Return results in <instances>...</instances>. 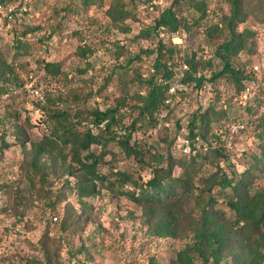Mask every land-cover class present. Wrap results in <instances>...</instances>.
I'll return each instance as SVG.
<instances>
[{
  "label": "rangeland",
  "instance_id": "obj_1",
  "mask_svg": "<svg viewBox=\"0 0 264 264\" xmlns=\"http://www.w3.org/2000/svg\"><path fill=\"white\" fill-rule=\"evenodd\" d=\"M195 1L141 2L134 7L133 17L113 22L107 11L117 3H126L130 8L128 0H0L1 5H16L14 16L19 25H42L27 33L28 46L19 57L12 82L0 81V85L7 89L6 92L0 91V264H175L177 252L193 237V232L192 225H189L178 237L161 233L157 224L169 212L166 201L137 202L125 194L112 192L79 171V165L72 164L69 148L64 150L66 161L44 155L39 163L44 173L34 170L28 151L32 141L49 134L54 125L48 109L74 110L79 107L84 121L92 122V114L97 108L117 104L126 77L120 67H124L126 61L117 56L118 45L124 46L128 54H141L142 48L154 47L159 37L167 45H177L182 49L179 53L182 55L188 44L207 43L204 33L197 34L195 29L191 39L187 34L188 39L185 38L184 29L168 31L163 27L159 28L156 38L136 37L141 29L153 25L156 16L172 4L180 12L181 22L184 17H198L193 6ZM207 1L208 23L220 22L223 16L231 14L230 5L225 0L216 13L213 7L217 0ZM248 1L250 9L247 8L245 24L255 29L256 35L247 38L240 62L249 70L257 71L259 85L254 86L248 97L250 104L257 103L261 107L254 113V110L233 102V118L227 123L225 137L218 131L228 146L229 159L223 164L236 172L249 166L253 154L258 151L253 137L259 136L264 128V24L254 9L257 0ZM6 29L4 27V36L0 37V50L7 51L11 60L13 51L7 49L12 44L14 30L8 32ZM177 33L183 35L182 44ZM82 48L91 50L82 52ZM42 58L58 63L64 72L46 73L42 69ZM153 60L154 56L142 54V60L135 61L134 65L139 66L143 75H150L149 64ZM256 65L258 70L254 68ZM77 66L90 67L85 73H77ZM68 73L73 75L72 79L66 76ZM73 93L81 94L82 99L75 101ZM59 97L66 101L53 103ZM209 97L206 92L193 96L191 101L181 100L178 114L184 116L199 106H206ZM135 102L139 103L129 101L130 104ZM238 123H244L245 128H239ZM61 130L59 126L55 133ZM168 130L166 126L155 130L148 121L143 126L145 139L155 144V149L147 154V162L127 156L115 143L106 148L93 145V152L101 156L98 168L104 173H109L111 167L128 170L135 178L151 174L154 166L167 164L164 160L160 163L155 160L159 152L166 151L160 139ZM2 139L5 144L1 143ZM175 145L173 155L177 160L181 154L187 153H180L181 149ZM212 154V151L208 153L209 159ZM214 161L203 162L200 173L206 176L215 170ZM173 172L178 176L183 169L175 165ZM93 184H96L95 193L83 195L80 187L91 188ZM203 189V184L197 182L192 187V196L181 198L180 211L188 214L192 223L200 220L201 199L197 197ZM252 190H264V172L255 179ZM203 191L206 199L210 196L219 199L213 210L220 220L229 222L235 218V212L216 189ZM55 214L57 221L53 217ZM65 216L68 223L64 228L62 220ZM196 262L203 264L200 258ZM209 264L216 263L210 260ZM218 264H230V258L225 256Z\"/></svg>",
  "mask_w": 264,
  "mask_h": 264
},
{
  "label": "trees",
  "instance_id": "obj_2",
  "mask_svg": "<svg viewBox=\"0 0 264 264\" xmlns=\"http://www.w3.org/2000/svg\"><path fill=\"white\" fill-rule=\"evenodd\" d=\"M128 1L130 8L126 3H117L107 11L108 17L113 22H123L133 17L134 7L137 4L150 3L153 0ZM225 1L230 5L231 14L223 16L220 22L211 24L206 19L209 15L207 0H196L193 6L199 16H192L190 19L184 17L182 22L175 4L164 8L154 19L153 25L141 29L136 34L137 38L148 39L152 36L156 38L161 27L168 31L181 28L186 31L185 38L188 35L190 39L194 29L197 34L203 32L207 43L196 42L195 46L188 44L187 50L182 55L179 54L182 49L177 45H167L159 37L154 47L142 48L141 54H128L124 46L118 45L116 53L118 57L125 58L126 64L120 67L126 77L117 104L105 109L97 108L92 114V122L84 121L85 118L79 107L74 110L48 109V115L54 121V125L49 134L32 141L31 149L28 151L34 170L44 173L39 166L41 158L48 154L66 161L64 150L69 148L72 164L79 165V171L112 192L125 194L137 202L166 201L169 212L157 224L162 234L178 237L183 230L192 225L193 237L177 252L175 264H198L196 262L198 258L203 264H209L210 260L218 264L225 256L230 258V264H264V190H252L255 179L264 172V128L259 136L253 137L258 151L253 154L249 166L240 172L223 164L229 159L228 146L227 140L220 138V135L225 137L229 125L227 123L233 118V102L242 104L247 110H254V113L261 107L257 103L250 104L249 98L246 101L237 98L248 83L253 82L255 86L258 84L257 71H253L252 68L249 70L246 64L240 62L246 40L254 37L256 30L245 24L250 1ZM221 2L222 0L216 1L213 12L216 13L221 9ZM254 9L257 18L264 24V0H257ZM15 18L16 16H13L5 20L6 31L10 32L13 29L14 35L12 44L7 49L9 52L13 51L11 60L6 54L7 51L0 50V81L4 83L12 82V77H15L13 74L19 57L28 46L25 38L27 33L42 26L19 25ZM202 26L205 28L201 29ZM2 36L4 32H0V37ZM88 49L91 50V48H82V52ZM142 54L154 56L153 62L149 64L150 75H143L139 66L134 65L135 61L142 60ZM41 63L46 73L53 75L64 72L58 63L50 62L45 58H42ZM184 63L188 65V69H183ZM89 67L77 66L75 71L85 73ZM66 76L70 79L73 77L71 73ZM174 80L184 81L195 87L207 84L208 87L204 88L203 93L208 92L210 97L206 106H199L184 116L177 112L179 102L184 99L191 101L193 96L198 97L199 94L190 98L182 95L174 106H168L169 117L173 118V124L160 139L166 146L164 152L166 156L159 152L155 160L156 163L164 160L167 164L156 165L152 168L151 174L139 175L138 178L128 170L114 167H111L109 173L102 172L98 168L101 156L96 155L92 149L95 144L106 148L111 143H115L127 156L137 158L141 162L148 161L147 154L155 149V144L147 142L142 134L145 133L143 126L148 121L152 128L160 130L157 128L154 115L166 107L168 90L166 82ZM144 88L146 91H140ZM0 91L6 92L7 89L4 85H0ZM73 96L75 101L82 99L79 93H73ZM54 100L53 103L66 101L62 97ZM131 100H137L140 104H136L137 102L130 104ZM59 126L62 130L56 134ZM183 126L187 128L193 140L199 137L200 141L209 143V148L202 150L193 147L189 153L181 154L182 157L175 160L173 155V150L176 148L175 139ZM1 143L6 142L2 139ZM211 151L213 152L211 159L215 160L216 168L205 176L199 169L203 162L212 161L208 158V153ZM175 165L183 169L178 176L173 172ZM197 182L203 184V190L216 189V193L224 196L227 205L235 212L232 221L219 219L213 210L219 199L215 196L206 199L203 190L197 197L201 199L200 220L194 223L188 220L189 215L181 212L179 205L182 204L181 198L192 196V187ZM95 185L93 184L91 188L82 185L81 192L83 195H92L95 193ZM124 187H128L127 190ZM53 217L57 218L55 221L58 220L57 214ZM67 223L68 219L65 216L62 227L65 228Z\"/></svg>",
  "mask_w": 264,
  "mask_h": 264
},
{
  "label": "built area",
  "instance_id": "obj_3",
  "mask_svg": "<svg viewBox=\"0 0 264 264\" xmlns=\"http://www.w3.org/2000/svg\"><path fill=\"white\" fill-rule=\"evenodd\" d=\"M15 14H16V5L14 3L5 4V5L0 4V32H2V30L5 27V20L11 19ZM176 35L178 36L182 44L183 42L181 38L183 35L181 33H177ZM254 68L255 70L259 69L257 65L254 66ZM183 69H188V65L186 63L183 64ZM204 73H206V71H204ZM166 84L168 86L167 96L165 100L166 107H164L160 111H157L154 115L158 129H161L162 127L165 126L171 127L173 124V118L169 117L168 106H174L182 95H185L187 98H190L191 96L196 94L200 95L201 93L204 92V88L208 87L207 84H204V86L202 87H195L190 83H186L180 80L166 82ZM254 86L255 84L253 82L248 83L244 88V90H242V92L237 96V98L240 99L241 101H246L249 98L248 96L252 95L251 93H253ZM237 126L241 129H244L246 125L244 123H238ZM175 143L184 153H189L193 149V147L202 150H208L209 148V143L205 141H200L199 137H196V139L193 140L189 136L187 128L185 126H183L180 129L175 139ZM54 219L56 220L57 218L54 217Z\"/></svg>",
  "mask_w": 264,
  "mask_h": 264
}]
</instances>
